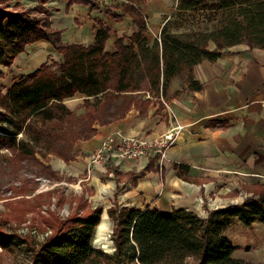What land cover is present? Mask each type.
I'll use <instances>...</instances> for the list:
<instances>
[{
    "label": "trees",
    "instance_id": "16d2710c",
    "mask_svg": "<svg viewBox=\"0 0 264 264\" xmlns=\"http://www.w3.org/2000/svg\"><path fill=\"white\" fill-rule=\"evenodd\" d=\"M175 1L176 12L181 13L214 5L218 8V27L210 35L189 34L185 39L172 34L168 23L161 40L150 47L145 35L147 21L140 6L144 0H127L119 8L106 7V14L119 20L121 17L113 11L121 10L131 18L137 34L131 45L118 40L112 55L104 51L110 30L101 21L93 46L66 45L62 32L53 28L43 7L0 10V68L10 69L27 47L39 43L51 44L62 57L60 62L49 59L7 91L0 90V152L11 155H0V165L10 168L16 177L21 170L37 179L63 181L65 176L50 166L51 158L70 163L76 157V144L91 140L99 125L121 120L133 107L145 112L150 101L134 94L167 96L173 80L185 75L189 89L200 92L202 87L192 73L202 61L214 63L225 50L242 44L264 50V0ZM8 2L0 0L2 6ZM65 2L67 8L83 5L95 11L103 6L99 0ZM210 43L216 45L215 50H210ZM78 96L84 99L82 106L76 111L69 109L66 103ZM80 110L84 113L80 114ZM32 182L26 181L28 185ZM250 189H254L253 196L242 204L218 208L204 219L183 209L159 213L116 203L108 212L113 225V253L93 247L104 210L97 208L62 221L49 209L52 214L43 221L54 231L38 250L35 245L29 248L33 263L251 264L235 257L226 235L237 224L246 228L264 225V184ZM20 196L27 195H15ZM35 208L29 204L24 215H30ZM19 237L0 232V248L11 251L23 245L29 247L30 243Z\"/></svg>",
    "mask_w": 264,
    "mask_h": 264
},
{
    "label": "crops",
    "instance_id": "0c3cea01",
    "mask_svg": "<svg viewBox=\"0 0 264 264\" xmlns=\"http://www.w3.org/2000/svg\"><path fill=\"white\" fill-rule=\"evenodd\" d=\"M140 6L151 47L161 40L162 30L170 23L177 4L175 0H144ZM117 16L121 18L107 15L108 19L103 20L90 7L67 8L64 2L51 22L54 29L62 32L64 44L86 47L95 44L99 21L103 22L110 30L104 51L112 55L118 40L131 45L137 34L128 15ZM28 48L36 53L34 59L27 61L34 69H25V65L24 71H16L26 54L19 56L10 69H0L8 80L3 92L18 79L38 71L49 59H62L49 43ZM209 48L213 51L216 45L210 43ZM13 71L19 77L12 76ZM192 76L201 85L200 92L189 89L185 75L173 80L167 96L134 94L150 101L145 112L133 107L121 120L99 125L91 140L76 144V157L70 163L51 158L50 166L55 172L76 179L80 188H88L89 202L104 210L93 243L103 240L113 227L108 212L116 203L159 213L183 209L204 219L218 208L242 204L243 188L264 184V50L243 44L229 48L214 63L204 60L194 67ZM78 98L83 103V97L75 99ZM70 101L66 105L73 110ZM170 136L173 140L169 146L159 150L158 144L166 143ZM129 138L146 140L156 149L137 159H122L117 149L123 139ZM98 154L100 158L95 161ZM200 201L207 202L206 209ZM209 201L218 206L209 205ZM103 220L105 228L98 234Z\"/></svg>",
    "mask_w": 264,
    "mask_h": 264
},
{
    "label": "rangeland",
    "instance_id": "374dc122",
    "mask_svg": "<svg viewBox=\"0 0 264 264\" xmlns=\"http://www.w3.org/2000/svg\"><path fill=\"white\" fill-rule=\"evenodd\" d=\"M99 1L102 2L103 6L96 10V17L106 20L108 19L106 7L110 9L112 8L111 6L119 8V6L125 4L127 0ZM64 2L65 0H9L4 6L0 4V10L3 8H8L7 10L11 11H15V9L34 10L37 7H43L47 10L48 16L52 20L55 12L60 10ZM175 11L170 18V31L172 34L178 35L179 37L186 39V36L189 34L195 35L200 33L210 35L218 27V8L214 5L200 7L192 12L181 13ZM122 13L123 12L119 9H114L113 11L114 15H121ZM25 54L24 59L21 60L20 66L16 67V71L21 72L25 69H34L32 68L33 66L28 65L30 59H34L36 55V53L33 52V48H28ZM25 65L26 67L24 69ZM16 71H13L11 74L12 76L19 77V73L14 75ZM0 73L3 74V76L0 77V90L2 91L3 88L7 87L8 80L6 81L4 79L5 74L2 71H0ZM80 106H82V102L79 98L72 99V101L69 102V107L75 111L78 110ZM79 112L82 111L80 110ZM0 155L8 158L11 157L6 151L0 152ZM11 171L12 170L10 168L8 169L7 166L0 165V232L13 236H20V239L27 240L30 244L29 247L23 245L21 249L16 247L11 251L0 248V264H34V256L29 248L35 245L36 250H38L39 246H41L45 242V239L49 238L54 231L46 225L44 222L45 220L43 221L45 216L48 218L54 213L58 219L66 221L78 214L87 215L90 210L99 207H96V203L89 202L88 194L91 195L90 190L85 188L84 185H81L82 188H80V184L76 179L64 177L63 181L56 183L53 181L50 182L44 178L37 179L32 174H27L26 171L21 170H19V176L16 177L13 176L15 173L13 174ZM29 179L33 180V182L28 185L26 181ZM261 184H254L246 189L243 188L242 190L244 192H241V195L245 197L244 201H246L248 197L253 196L252 191L254 189L250 188L255 185L260 186ZM12 189L15 190L14 193H11ZM258 192L260 191L258 190L257 194ZM15 195L27 196L15 197ZM36 195H42L43 197L38 198ZM200 203L201 207L204 205L203 208L206 209L207 202L204 204V202L200 201ZM29 204L30 206L35 205L37 208L29 212L30 215L25 216L23 211L29 209ZM208 204L218 206L217 202L214 201H209ZM48 210L52 213L48 212ZM112 231L113 227L105 234L102 238L103 240L93 243V247L102 251L104 250L107 253H113L114 244L111 239ZM226 235L228 236L230 244L234 247L235 257L237 259L251 264H264L263 224H255L247 228L241 224H237L232 230L228 231Z\"/></svg>",
    "mask_w": 264,
    "mask_h": 264
},
{
    "label": "built area",
    "instance_id": "2783aa9c",
    "mask_svg": "<svg viewBox=\"0 0 264 264\" xmlns=\"http://www.w3.org/2000/svg\"><path fill=\"white\" fill-rule=\"evenodd\" d=\"M104 2H107L108 0H101ZM173 136L167 137L166 138V143H164L163 141H161L158 144V147H160L159 150H163V148L165 149L166 147H168V143H171L173 138ZM156 148L154 146L153 143H150L146 140L140 141V140H136V139H123L122 140V144L118 147L117 151H118V155L122 158V159H129V158H133V159H137L140 156H144L147 155L149 152L154 151ZM100 158L99 154L95 156V161L98 160Z\"/></svg>",
    "mask_w": 264,
    "mask_h": 264
},
{
    "label": "bare ground",
    "instance_id": "6f19581e",
    "mask_svg": "<svg viewBox=\"0 0 264 264\" xmlns=\"http://www.w3.org/2000/svg\"><path fill=\"white\" fill-rule=\"evenodd\" d=\"M105 220H103V223H102V228H100V231L98 232V234H101L102 233V229L105 228Z\"/></svg>",
    "mask_w": 264,
    "mask_h": 264
}]
</instances>
